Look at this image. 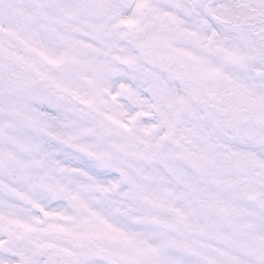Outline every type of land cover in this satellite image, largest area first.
<instances>
[{"label": "snow or ice", "instance_id": "1", "mask_svg": "<svg viewBox=\"0 0 264 264\" xmlns=\"http://www.w3.org/2000/svg\"><path fill=\"white\" fill-rule=\"evenodd\" d=\"M0 264H264V0H0Z\"/></svg>", "mask_w": 264, "mask_h": 264}]
</instances>
